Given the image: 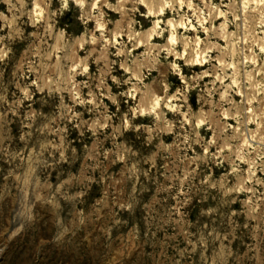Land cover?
<instances>
[{"label":"clouds","instance_id":"obj_1","mask_svg":"<svg viewBox=\"0 0 264 264\" xmlns=\"http://www.w3.org/2000/svg\"><path fill=\"white\" fill-rule=\"evenodd\" d=\"M0 4V259L264 264V0Z\"/></svg>","mask_w":264,"mask_h":264},{"label":"rangeland","instance_id":"obj_2","mask_svg":"<svg viewBox=\"0 0 264 264\" xmlns=\"http://www.w3.org/2000/svg\"><path fill=\"white\" fill-rule=\"evenodd\" d=\"M211 2L213 4H217L219 5L220 4V0H211ZM224 3L226 4L227 3V0H224ZM0 11H3L5 13V15L9 16V19H11V14L7 12V8L5 5L3 4H0ZM141 11H145V9H143V7H141ZM221 11H224V8L221 6ZM113 16V19H117L118 17L115 16V14H111ZM231 18V17H229ZM223 22V18L222 17H218L215 21L212 22V25H209V24H205V28H208V27H211V26H216V27H219V25ZM2 23V22H0ZM147 27V25H146ZM234 27L233 26H229V31H234ZM189 35H198L201 39L204 38V30H200L196 33H189ZM257 35H264V34H261V33H257ZM211 40L212 43H218V44H221V45H224L225 44V41L223 38L221 37H210L209 38ZM261 47H264V44H261ZM140 51L142 52L143 49L141 48ZM246 53H258L260 54L261 57H264V53H260V47H257L255 43H253L250 47L246 48L245 49ZM84 53L81 52L80 55L82 56ZM214 56H216L217 54L216 53H213ZM215 62V61H214ZM259 63H264V59H261V60H257V64ZM252 66L249 65V68H251ZM203 69H200V68H197L196 71H201ZM92 71L93 72H96V67L95 65H93L92 67ZM155 76V73H153V77ZM208 78L205 79V83H208ZM261 83H264V81H261ZM233 98L239 102L241 100V96L236 94V93H233ZM106 103H108L107 101H105ZM192 106L193 108H196V99H195V93L193 94V99H192ZM114 110V109H113ZM230 125H233L235 126L236 125V121L234 120H228L227 121ZM250 128H254L255 125H249ZM208 138H211V133L209 132L208 134ZM89 144H91V141H89ZM77 147H79V145H76ZM200 150V149H198ZM213 151H215V149H213ZM221 175H223V172L222 171H217L216 172V176L217 178H219ZM175 202L173 201V204ZM26 249L24 247H21L19 250L15 251L13 254H12V257L10 260H7L6 262L3 260V259H0V264H18V261H20L21 259V256H22V253L25 251ZM29 259L31 258V254L29 253ZM68 257H63V256H58L57 254L53 253L51 255V257H48L46 258L45 261L42 262V264H60V261H67Z\"/></svg>","mask_w":264,"mask_h":264}]
</instances>
